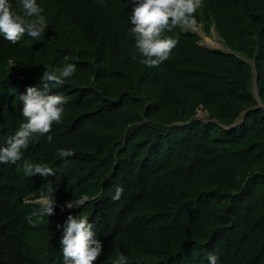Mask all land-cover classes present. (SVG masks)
Returning a JSON list of instances; mask_svg holds the SVG:
<instances>
[{
	"label": "trees",
	"instance_id": "16d2710c",
	"mask_svg": "<svg viewBox=\"0 0 264 264\" xmlns=\"http://www.w3.org/2000/svg\"><path fill=\"white\" fill-rule=\"evenodd\" d=\"M37 2L40 38L0 36V143L25 119L20 95L44 87L45 64L77 68L51 89L68 97L53 140L36 134L22 158L56 175L0 163V264H63L58 224L69 213L87 215L103 243L93 264L121 251L125 264H208L209 252L219 264H264V0H202L194 24L228 50L173 25L161 36L178 43L156 66L128 31L129 0ZM48 181L55 212L29 223ZM79 196L83 206L61 204Z\"/></svg>",
	"mask_w": 264,
	"mask_h": 264
},
{
	"label": "clouds",
	"instance_id": "9594fccd",
	"mask_svg": "<svg viewBox=\"0 0 264 264\" xmlns=\"http://www.w3.org/2000/svg\"><path fill=\"white\" fill-rule=\"evenodd\" d=\"M21 11L13 8L12 0H0V36L15 44L27 33L30 37L40 38L45 32L48 21L42 14L43 9L37 0H17ZM132 5L128 31L134 37L135 47L143 54L142 63L156 66L168 59L172 49L178 43V37H162L165 27L173 25H192L196 17L192 15L199 6L200 0H129ZM67 59V58H66ZM41 77L44 87L29 85L18 98L22 101L21 115L25 118L15 132L7 137L6 143H0V163L17 164L20 162L26 176L39 174L43 177L56 175L52 166L43 162H33L24 157L36 134L49 133L47 140L51 142L53 135L50 129L53 123H59L68 103L63 92H54L66 77L74 74L76 63L66 62L62 67L52 64L44 65ZM60 157H68L70 148H58ZM125 189L122 184L116 185L112 196L119 200ZM56 188L47 182L45 192L40 195L36 208L28 215L29 223L35 224L55 212ZM87 196L72 198L66 202L67 208L80 207L85 204ZM35 217V219H33ZM60 248L63 264H93L103 252V243L98 238L93 223L87 215L69 213L62 225ZM127 256L120 252L115 264H125ZM208 264H219V256L215 252L207 254Z\"/></svg>",
	"mask_w": 264,
	"mask_h": 264
},
{
	"label": "rangeland",
	"instance_id": "374dc122",
	"mask_svg": "<svg viewBox=\"0 0 264 264\" xmlns=\"http://www.w3.org/2000/svg\"><path fill=\"white\" fill-rule=\"evenodd\" d=\"M201 7H202V0H200L199 6L197 7V9H201ZM183 27L185 29H190V30H193L194 32L201 34V36L203 37L202 40L200 41L201 45H203L207 48H210V49L228 50L227 47L225 46L224 41L221 39V37L218 35V33L216 32V30L214 28L212 30V35L209 36V35H206L204 30H203V27H204L203 23L184 25ZM241 58L247 60V58L242 57V55H241ZM256 93H257V90H256ZM197 117L201 120H204V121L209 120V115L206 111H199ZM61 204L66 205V203H61Z\"/></svg>",
	"mask_w": 264,
	"mask_h": 264
},
{
	"label": "water",
	"instance_id": "95a60500",
	"mask_svg": "<svg viewBox=\"0 0 264 264\" xmlns=\"http://www.w3.org/2000/svg\"><path fill=\"white\" fill-rule=\"evenodd\" d=\"M244 60H246V59H244ZM248 61V60H247ZM259 102L261 103V100H259ZM262 107V106H261Z\"/></svg>",
	"mask_w": 264,
	"mask_h": 264
}]
</instances>
